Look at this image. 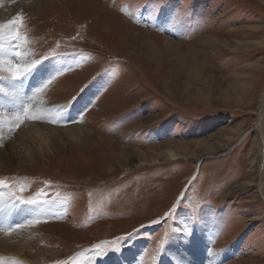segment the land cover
Segmentation results:
<instances>
[{"label": "rangeland", "instance_id": "rangeland-1", "mask_svg": "<svg viewBox=\"0 0 264 264\" xmlns=\"http://www.w3.org/2000/svg\"><path fill=\"white\" fill-rule=\"evenodd\" d=\"M15 1L3 41L22 17L23 67L40 63L11 105L24 99L25 123L78 124L120 148L116 161L91 135L29 153L0 139L20 153L0 155V235L22 215L20 263L264 264V0ZM167 143L217 151L174 162L159 156ZM30 206L52 214L29 220Z\"/></svg>", "mask_w": 264, "mask_h": 264}, {"label": "bare ground", "instance_id": "bare-ground-1", "mask_svg": "<svg viewBox=\"0 0 264 264\" xmlns=\"http://www.w3.org/2000/svg\"><path fill=\"white\" fill-rule=\"evenodd\" d=\"M10 1H11L10 4H8L6 7H4V9L3 8L0 9V20L1 21L5 19L6 13H9V12H12V11L19 9V5L15 0H10ZM8 38L9 37H7L6 38L7 40L4 41V51H0V76L1 77H11V73L8 71V69L13 67V64L15 62L12 60L14 48H13L12 52L8 51V48L10 47ZM26 64H27V62L24 63V65H26ZM52 69H53V67L51 69H45L43 72L37 73V75L35 77H37V78L43 77V76L49 77L51 75L50 70H52ZM30 76H32V78L34 77V75H30ZM32 78H30V77L28 78V76H27L24 79V84H27L28 82H30V80ZM18 86H19V83H18ZM0 87L3 89V92H0V112H2V113H0V128L2 129V132H0V139H7L8 135H14L15 137L17 136V138H18L17 140L19 141L20 146L22 148H25L26 152L29 153V151H31V150H34V149L36 150V147H37V149H40L41 146H47L49 144V141H50L49 139H52L53 137H58L60 133H62L63 135L66 134L67 136L68 135L71 136V138H73L75 141H78V143H81V140H82L81 136L77 137L78 135H81V134L91 135V132L89 130L87 131L84 126H80L78 124H75V125L70 126V127L54 128V127L49 126L47 123H45L43 125L40 124L39 122L25 123L26 118H24L23 115L20 114V112H22V110L18 111V109L20 107L19 106H12L11 105V99L9 97H7V93H13L15 96L17 95V92L14 90V83H11L9 85L3 84ZM19 89L21 92L26 91V87L25 86L22 87L21 83H20ZM30 102H32V101H30ZM31 105H33V102ZM7 113H9V114H7ZM10 114H13L14 116H10ZM17 124H19V126H18L19 128L17 127ZM26 126H29L30 128H29V130L26 131V133H24L23 128ZM7 131L9 133H7ZM4 132H6V133H4ZM90 137H92L93 138L92 140H94V141L97 140V142H99L101 144V147H105L106 149H108L109 154L112 158H116L117 159L116 161L119 160V158H120V156L118 154V151L120 150L119 147L114 145L115 148L118 149L117 154H116L114 149L112 148V145L107 144L106 139H103V138L97 139L95 135L94 136L91 135ZM87 142H89V141H87ZM10 143H12V142H10ZM85 144H87V143H85ZM193 144L195 146L194 142H193ZM167 146L170 148V150L166 151L165 153H160L159 156L162 159L164 158V159H167L169 161H174V162L179 160V159H174V158H181V159L185 158V159H196V160H198V159L202 158L203 156H205L206 154L214 153V151H217L216 149L211 150V151L208 149H204V150L198 151L197 153L195 152L194 154H191L192 153L190 151L191 150V147H190L191 144L167 143ZM196 146H198V144H196ZM0 147H2V146H0ZM14 147H15V145L13 143L7 144L3 150L0 149V155L6 156V157H11V155H13V157L18 156L20 154L18 152L19 150H17L18 148H14ZM122 149H123L124 153H126L129 150L126 147H123ZM219 149H220L219 151H221L223 149V147L219 148ZM39 154H40V152H39ZM30 158H31V156H30ZM149 160L143 159V162H151V163L156 162L153 160L152 161H149ZM129 162H130V164L132 163V165L134 164L135 166L142 165V163H139V162L137 163V159H136V161H135V158L131 159V156H130ZM192 177L193 176H191V178ZM242 186L243 185H241L238 189H240ZM4 200L8 201L9 199L5 198ZM3 207H5V206H2V208ZM16 208H18L17 205H16ZM28 208H29L28 211L26 210L24 214H26L28 219L32 220V221L39 219V218H42V217L46 218L47 216L52 214V210H50L51 209L50 207H47V209H39L38 207H31L30 206ZM12 214L15 215L17 213L14 212ZM21 218H22V215H18L16 217L13 216V218H11L10 221H11V223L14 222V224H15L16 221H19ZM14 224H9V226H8L9 230H6V234L0 235V264H21L19 259H18V256L16 255V252L21 253V250L23 249L24 246L19 241V235L16 236V235H14L15 233L14 234L11 233L13 230H11L10 228ZM0 226L2 229L5 228L4 226H2V222L0 223ZM29 235H30L29 232H27V234H24L23 236H21L23 238V241L26 242L27 244H28V242H30V240H29L30 236ZM179 245H180V243H179ZM182 245H183V243H182ZM191 245H193V244H191ZM191 245L187 244L185 246V251H184L185 254H186V252H190L188 250L189 246L191 248H194V246H191ZM194 249H196V247ZM11 251H14V252H11ZM23 252L25 253V250ZM88 260L89 261L87 264H94L95 263L93 259H88ZM32 264H41V261H39L38 259L35 258L34 261H32ZM107 264H111V262H108Z\"/></svg>", "mask_w": 264, "mask_h": 264}, {"label": "snow or ice", "instance_id": "snow-or-ice-1", "mask_svg": "<svg viewBox=\"0 0 264 264\" xmlns=\"http://www.w3.org/2000/svg\"><path fill=\"white\" fill-rule=\"evenodd\" d=\"M18 21H22V17H18L17 20H9L7 22V25L10 26V31L8 33L10 40H9V45L10 47L8 48V51L12 52L13 48L15 49L14 51V55L21 61L20 63H14L13 67L9 68L8 71L11 73V83H16L19 82L22 84L23 80L31 74L32 72V68H34L37 64L40 63L39 60L36 61H32L31 65L27 68H24L23 65L24 63H26L23 60L24 57V53L20 51V44L21 42L26 43L27 42V37L20 31L19 29V24ZM5 27V25L0 24V29H3ZM12 42H15V44L13 45ZM0 51H4V41H3V33L0 32ZM48 83H50V81L46 82L43 84L42 87L37 88L35 91L36 92H41L43 91L44 88H46L48 86ZM0 92H3V89L0 88ZM27 99V98H25ZM23 104H24V99L21 100V105L22 108L21 110L23 111ZM57 115H59V110H57ZM34 119H43V117L41 116H34L32 117ZM19 126V124H17V127ZM0 183H3L2 181H0ZM25 203H32L31 201H24ZM99 248V246H97V249ZM64 264H71V261H67L64 262Z\"/></svg>", "mask_w": 264, "mask_h": 264}, {"label": "water", "instance_id": "water-1", "mask_svg": "<svg viewBox=\"0 0 264 264\" xmlns=\"http://www.w3.org/2000/svg\"><path fill=\"white\" fill-rule=\"evenodd\" d=\"M260 132H261V129H260Z\"/></svg>", "mask_w": 264, "mask_h": 264}]
</instances>
